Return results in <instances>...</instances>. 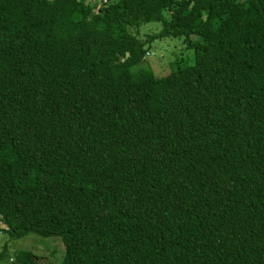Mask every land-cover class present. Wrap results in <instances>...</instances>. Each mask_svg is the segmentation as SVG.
I'll use <instances>...</instances> for the list:
<instances>
[{"label": "trees", "instance_id": "16d2710c", "mask_svg": "<svg viewBox=\"0 0 264 264\" xmlns=\"http://www.w3.org/2000/svg\"><path fill=\"white\" fill-rule=\"evenodd\" d=\"M0 214L61 264H264V0H0Z\"/></svg>", "mask_w": 264, "mask_h": 264}, {"label": "rangeland", "instance_id": "374dc122", "mask_svg": "<svg viewBox=\"0 0 264 264\" xmlns=\"http://www.w3.org/2000/svg\"><path fill=\"white\" fill-rule=\"evenodd\" d=\"M154 27V28H153ZM158 24H148L141 29V36L158 29ZM195 37L194 40H196ZM187 37L165 38L155 40L147 45L150 55L141 63V66L149 69L155 76L162 77L169 74L179 66H192L196 63L195 49L187 43ZM0 214V264H13L19 256L30 252L34 254L42 264H61L65 257V244L62 236L41 237L36 234L22 239H12L3 228H7ZM38 262V260H37ZM16 264H26L21 259Z\"/></svg>", "mask_w": 264, "mask_h": 264}, {"label": "built area", "instance_id": "2783aa9c", "mask_svg": "<svg viewBox=\"0 0 264 264\" xmlns=\"http://www.w3.org/2000/svg\"><path fill=\"white\" fill-rule=\"evenodd\" d=\"M149 55H150V52H149V53H147V56L145 57V59H147Z\"/></svg>", "mask_w": 264, "mask_h": 264}]
</instances>
